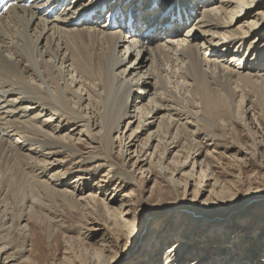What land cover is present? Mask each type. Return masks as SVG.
I'll use <instances>...</instances> for the list:
<instances>
[{"label":"bare ground","instance_id":"1","mask_svg":"<svg viewBox=\"0 0 264 264\" xmlns=\"http://www.w3.org/2000/svg\"><path fill=\"white\" fill-rule=\"evenodd\" d=\"M59 1L32 0L28 6L17 3L0 16V157L10 154L21 163L19 173L6 181L17 178L11 202L3 200L6 188L1 185L4 175L0 171V264H36L30 249L23 246L30 233L29 222L44 223L52 236L56 230L52 220L56 214L66 213L65 209L79 211L83 218L86 210L93 213L100 226L96 232L113 226L117 243L125 226L134 229L131 207H123L124 201L112 207L114 199L103 204L96 196L104 195L105 187L114 179L132 184L130 171L114 172L106 184L95 182L97 192L89 189L87 195L84 192L88 186L81 184L88 180L89 172L81 171L70 179L73 174L59 170L66 162V153L81 155L74 143L78 128L103 146L105 156L117 133L118 153L125 159L133 152L135 169H150L157 164L163 175L169 169L184 174L191 166L185 175L195 181V168L199 167L198 188L204 189L208 182L211 189H216L217 179L211 178L212 182L204 178L208 166L202 146L190 160L186 156L179 160L180 139L177 141L173 130L182 128L187 133L189 120L174 104L173 89L180 93L185 84V92L188 89L199 101L200 122L203 120L208 133L214 122L203 114L207 108L232 116L236 98L245 108L255 101L264 107V45L257 49V43L264 39V0H198L202 8L193 19L178 11L192 7L194 0H137L128 4L134 28L121 33L103 27L106 22L99 19L101 10L113 0H66L54 15H48ZM153 5L166 14L164 20L153 17L154 11L148 10ZM88 11L94 12L91 20H81ZM244 113L249 121L246 124L252 128L251 115L246 110ZM96 125L97 135L91 133ZM122 126L128 128L127 136L121 137ZM63 133L68 138L61 139ZM99 156L78 161L79 168ZM175 163L177 168L173 169ZM101 170L102 166L94 167V175ZM26 199L31 200L29 204ZM50 212L55 215L51 217ZM125 215L128 217L123 218ZM164 231L169 242L174 231ZM128 232L136 234L132 229ZM258 240L263 242L261 236ZM65 243L67 255L61 264H76L74 246L83 244L81 237L65 236ZM183 245L177 240L147 258L145 251L133 264H179L186 261L176 255ZM95 249L98 252H89L91 256L80 264H115L116 250L105 249L104 244ZM205 249L206 254L187 264H264V256L251 259L248 251L240 260L235 249L229 255Z\"/></svg>","mask_w":264,"mask_h":264},{"label":"rangeland","instance_id":"2","mask_svg":"<svg viewBox=\"0 0 264 264\" xmlns=\"http://www.w3.org/2000/svg\"><path fill=\"white\" fill-rule=\"evenodd\" d=\"M261 8L264 12V5ZM255 40L257 42L259 39ZM263 45L264 39L257 43V49ZM182 86L181 94L175 89L171 94L174 104L180 107L183 114L185 113L184 116L188 115L186 117L189 120L187 133L182 128L173 130L174 137L178 138L177 141L180 139V148H177L179 160L185 156L187 160H190L196 149L202 146L201 149L204 150V155L206 154L205 162L208 166L204 178L210 179L209 181L213 177L217 179L216 189H211V183L208 182H206L207 186L204 189L202 186V188H198L200 186L198 185L199 167L198 169L195 168L198 172L195 174V181L190 180V178L187 179L185 175L191 166L183 172L184 174L172 173V169H169L167 174L165 173L166 175L160 172L157 164L150 169H147L146 166L143 169H135L133 152L130 154L131 157L127 156L125 159H122L118 153L117 133L114 134L113 146L109 143L106 147L109 149L105 156L103 146L97 144L92 135L87 137L86 132H83L82 128H78L76 130L78 134L74 136V143L81 151V155L74 157V154L66 153L63 158L66 162L59 170L62 174H73L70 179L79 173H83L81 171L89 172L86 176V178L89 176L88 180L86 179V182L81 184L82 187L88 186L87 191L84 192L87 195H90L89 189L96 191L93 187L95 182L101 181L99 183L106 184L114 172L122 170L120 173H123L125 169L130 171L129 173L134 178L132 184H125L119 179H114L105 187L104 195L96 193V196L100 202L103 201V204L114 199L112 203L110 202L112 207H118L122 201L125 202L123 207H131L135 215L134 229L132 225L125 226L126 230L122 232L121 240L117 243L114 241L113 226L110 225V228L108 226L105 232L103 229L95 231L100 228L99 222L95 215L88 210L85 211V220L81 213L75 210L72 212L65 209L66 213L62 215H55V213L50 212L51 217L54 214L56 219L52 220L53 223H51L54 225V230L56 229L53 235L49 236V231L44 223L42 225L31 220L29 222L30 233H27V241L23 243V246L30 249V256L36 264H61V259L67 255L65 236L76 239L81 237L83 244L74 246V256H77L76 264L82 263V259L89 258L91 252H98V249L95 248H99L101 244H104L105 249L117 251L115 264H133L140 259L139 256L145 251L147 258L148 254L152 255L159 248L165 250L166 246H170L177 240L183 241L184 245L182 249L176 251V255L186 259L179 264H187L190 260L206 254V247L212 249V253L221 252L225 255L234 254L233 250L235 249L240 260L243 259V255L247 251L250 253L251 259L264 256V113L262 111L264 107L255 101V105L245 108L244 103L236 98L232 116L215 109H212L213 114L211 109L207 108L210 112L206 110L207 113L203 114L208 116L210 122H214L211 133H208L203 127V120L200 122L202 113L199 101L190 94L188 89L185 92V84ZM251 89L253 90L252 87L249 88V90ZM244 110L251 115L252 128L246 124L248 120ZM127 131L128 128L122 126L120 129L121 137L127 136L129 134ZM98 132L99 129L96 125L91 133L97 135ZM143 136L145 133L141 135V137ZM60 137L61 139L68 138V135L63 133L60 134ZM99 154L98 158L100 159L84 164L82 168H79L78 161ZM172 154L168 155L169 159H172ZM3 155L0 157V171L2 172L1 175H4L1 185L4 189L6 188L3 193L5 194L3 200L11 202L12 191H15L17 187L15 184L17 178L11 180L10 183L6 181L19 173L21 163H16L10 154L8 156H6L7 154ZM176 165L177 163L173 164V169L177 168ZM96 166H102L103 170L94 175L93 168ZM29 170L26 169V172ZM42 179L44 180V178ZM205 179L203 180L205 181ZM199 189L203 190L202 194H198ZM28 192L26 195L29 194ZM115 194L116 196H114ZM27 199L26 201H28ZM30 201L27 203L29 204ZM125 217L128 215L123 218ZM58 226L61 230L58 229ZM164 228L170 232H175L171 234L170 237L172 238L169 242L165 240L168 237L167 232H161ZM129 229L136 231V234L132 236L128 232ZM141 236L142 239L136 243ZM259 236L263 238V242L258 240ZM113 243L118 247H114ZM147 249L149 250L147 251ZM89 252L91 254H88ZM216 256L217 254L213 255L214 259ZM173 264H177V262ZM204 264H208V261Z\"/></svg>","mask_w":264,"mask_h":264}]
</instances>
